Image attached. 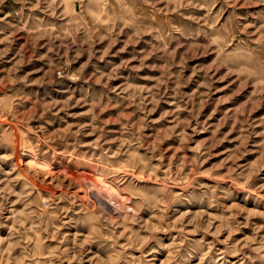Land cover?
Listing matches in <instances>:
<instances>
[{
    "label": "rangeland",
    "instance_id": "374dc122",
    "mask_svg": "<svg viewBox=\"0 0 264 264\" xmlns=\"http://www.w3.org/2000/svg\"><path fill=\"white\" fill-rule=\"evenodd\" d=\"M0 264H264V0H0Z\"/></svg>",
    "mask_w": 264,
    "mask_h": 264
},
{
    "label": "bare ground",
    "instance_id": "6f19581e",
    "mask_svg": "<svg viewBox=\"0 0 264 264\" xmlns=\"http://www.w3.org/2000/svg\"><path fill=\"white\" fill-rule=\"evenodd\" d=\"M89 186H91V185H89ZM94 186V185H93ZM96 188V187H95ZM97 189V188H96ZM94 190V189H93ZM95 191V190H94ZM93 192V191H92ZM96 192V191H95Z\"/></svg>",
    "mask_w": 264,
    "mask_h": 264
}]
</instances>
